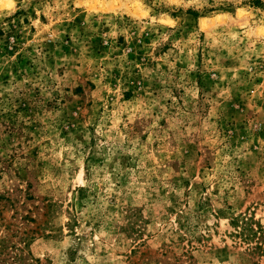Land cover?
<instances>
[{"label":"rangeland","instance_id":"obj_1","mask_svg":"<svg viewBox=\"0 0 264 264\" xmlns=\"http://www.w3.org/2000/svg\"><path fill=\"white\" fill-rule=\"evenodd\" d=\"M8 3L0 264H264V0Z\"/></svg>","mask_w":264,"mask_h":264},{"label":"trees","instance_id":"obj_2","mask_svg":"<svg viewBox=\"0 0 264 264\" xmlns=\"http://www.w3.org/2000/svg\"><path fill=\"white\" fill-rule=\"evenodd\" d=\"M240 225V231L236 233L239 238L242 239L243 242L249 241V233H250V220L248 217L244 215H237L236 217H232L229 221V225L231 227Z\"/></svg>","mask_w":264,"mask_h":264},{"label":"clouds","instance_id":"obj_3","mask_svg":"<svg viewBox=\"0 0 264 264\" xmlns=\"http://www.w3.org/2000/svg\"><path fill=\"white\" fill-rule=\"evenodd\" d=\"M195 2H196V0H160V3L166 4V5L183 6L185 9H187V7L191 6ZM234 2L237 3V4H239V3L242 2V0H234ZM0 7H12V4L11 3H8L7 5L0 6ZM164 15H167V14H164ZM149 20L152 21V20H154V18L149 17ZM262 21H264V18H262ZM168 23L170 25H172L173 24V21L169 19L168 20Z\"/></svg>","mask_w":264,"mask_h":264}]
</instances>
